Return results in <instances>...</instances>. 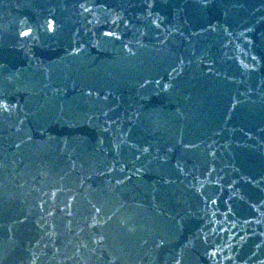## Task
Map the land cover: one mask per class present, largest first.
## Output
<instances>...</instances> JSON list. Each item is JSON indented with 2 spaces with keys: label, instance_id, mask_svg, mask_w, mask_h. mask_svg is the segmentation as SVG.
Instances as JSON below:
<instances>
[{
  "label": "water",
  "instance_id": "1",
  "mask_svg": "<svg viewBox=\"0 0 264 264\" xmlns=\"http://www.w3.org/2000/svg\"><path fill=\"white\" fill-rule=\"evenodd\" d=\"M0 264H264V0H0Z\"/></svg>",
  "mask_w": 264,
  "mask_h": 264
}]
</instances>
